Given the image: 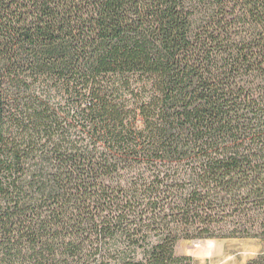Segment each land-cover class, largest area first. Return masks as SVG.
I'll return each instance as SVG.
<instances>
[{
	"label": "trees",
	"instance_id": "16d2710c",
	"mask_svg": "<svg viewBox=\"0 0 264 264\" xmlns=\"http://www.w3.org/2000/svg\"><path fill=\"white\" fill-rule=\"evenodd\" d=\"M206 239L264 242V0H0V264Z\"/></svg>",
	"mask_w": 264,
	"mask_h": 264
},
{
	"label": "rangeland",
	"instance_id": "374dc122",
	"mask_svg": "<svg viewBox=\"0 0 264 264\" xmlns=\"http://www.w3.org/2000/svg\"><path fill=\"white\" fill-rule=\"evenodd\" d=\"M263 252L259 239L182 240L177 245V253L190 257V264H248Z\"/></svg>",
	"mask_w": 264,
	"mask_h": 264
}]
</instances>
